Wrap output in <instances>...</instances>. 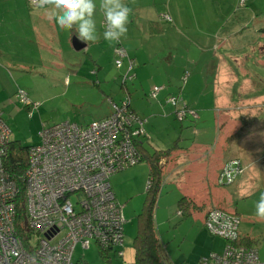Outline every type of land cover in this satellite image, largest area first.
<instances>
[{
	"label": "rangeland",
	"instance_id": "1",
	"mask_svg": "<svg viewBox=\"0 0 264 264\" xmlns=\"http://www.w3.org/2000/svg\"><path fill=\"white\" fill-rule=\"evenodd\" d=\"M28 1L0 0V65L6 70V75L10 76V79H7L1 72L3 77L0 76V102H2L0 103V108L3 109L5 118L12 128L13 140L20 141L26 146L41 142L40 133L44 126L67 120L79 121L84 124L105 116V112H108L111 107L107 95L119 100L124 96L125 92L119 79L122 68L116 64V56L118 54H115L112 49V52H110L111 50L106 48V43L108 45L113 44L115 47L116 44L119 45L117 42L110 44L108 41H97L95 45L91 43L89 51L86 49L81 51L72 50V48H68L67 44L69 38L67 30L64 33V30H61L56 24L60 36L58 39L52 38L51 40L54 41H48L45 44L43 53H51L40 57V48H43V45L39 48L37 42L40 41L33 36V31L29 30L28 27H31L28 22L30 13L27 11L24 13L23 9L25 8L21 5V3H24L29 10L27 3L30 1ZM94 2L100 18L101 0H94ZM193 2L198 10V16L195 20L196 25L202 26L200 21L203 20L205 22L208 19V15L212 16V13L205 6V0H193ZM20 5L21 8L19 7ZM238 5L240 7L244 6L246 11L244 16L241 14L240 17L249 18L241 27H246L247 30L252 28V22L257 20L256 18L254 20L256 14H258L259 18H264V0H239ZM31 7H34L35 10L39 8ZM240 17L237 18V15H235L231 16L230 19L222 20V25H220V28H222V40L219 41L217 38L216 44L209 41L210 37L208 40H201V35L207 34V32L193 29L191 34L185 27H179L182 31L177 32L179 34L177 36L169 34L157 36V42H159L158 51L149 57L152 63L150 68L156 73L157 77L148 84L143 85L135 77L134 81H129L127 84L134 98L132 101L133 106H139L137 107L139 115H141L140 113H146L145 118H149L147 109H149L151 103L155 102V99L149 98L147 94H151L155 83H161L159 81L162 76L161 72L166 69L169 71L166 66L169 63L168 60H174L179 65H177L175 71H172L174 75L163 73L167 80L165 81V86L167 90L173 93L172 95L180 94L183 97L186 95L187 88L183 89V82L184 77L188 76L187 73H189V78L191 77L190 81L202 80L210 87L201 89L202 101L208 106L205 107L207 109L202 110L207 117H203L202 120L197 122L200 131L201 125L205 123L206 126H209V130L212 131L213 128L217 132L216 117L218 119L222 115V121L228 120L233 115V112H236V110L232 111L230 108L234 107V104L239 99L264 95V36L257 37L258 35L255 36L250 29L246 32L245 28H241L242 32L245 30L244 32L246 33H243L242 37L233 39L230 28L236 23V19ZM94 19L97 21V17L94 16ZM174 24L178 28V25ZM97 29L98 24L96 23ZM205 29L207 31L210 30ZM187 31L190 40L184 35H180L186 34ZM27 34H29V38L32 41L25 38ZM73 36H76V34ZM221 42L222 45L220 44ZM123 44L126 46L125 43ZM213 44L214 47H218L220 44L221 48L213 50ZM55 45L57 47L62 45L65 49H62V51L58 49L56 51L59 53L54 54L56 52ZM50 47L53 50H50ZM142 47L146 48L145 46ZM23 62L24 64L19 66ZM169 75L171 78H169ZM216 77L222 79V96L226 97L222 98V103L232 104L228 107L222 105L221 109L210 103ZM243 79H248L250 85L240 87L244 83ZM99 83H101L100 86ZM20 88L28 92L29 98L33 102L39 103L38 108L29 110L19 101L17 92ZM198 90L199 88L197 87H194L193 90L191 89L190 98L192 97V92L196 95ZM203 90L205 94H203ZM162 93H160V96ZM168 96H171V94ZM136 99H138V102ZM185 101L187 100L185 99ZM149 123L147 122L148 125ZM230 123L229 132L236 131L238 126L234 124V119L230 120ZM183 125L185 124L174 117L170 123L160 129L158 135L161 138L160 144L162 145H159V149L171 148L177 141L178 146L175 150L183 151L184 145L192 143L196 137L191 130H186L188 132L180 135ZM152 131L156 133L157 129L152 128ZM176 131L179 132L177 133ZM153 139L150 140L152 143L151 147L146 145L151 151L155 147L158 148V143H155V137ZM211 140L213 144L217 141L215 136ZM176 156L175 154H167L163 155L159 160L163 184L155 207V229L161 242L162 256L165 261L169 260L177 264L186 261L191 263L201 254H205L203 257L209 256L212 252L211 250L221 248V251L216 252H223L226 246V239L221 235L212 234L206 227H204L206 230L204 228L203 230H198L195 214L187 213L183 217L177 215L178 201L183 195L187 194L186 191L188 192V190L186 189V184L181 186L177 181H172L170 176L176 175L177 178L180 177L181 179L186 176L185 178L187 179L189 174L190 178L197 180L202 172L199 171L197 173V171H193L195 167H192V170L188 167L192 159L188 153ZM245 170L246 168L243 164L241 175ZM257 175L258 179L257 181L255 180L254 184L255 189H252L251 194L247 196L238 197L236 194L231 193L230 188L233 183L220 185L218 180L214 178L211 185L213 191H216L215 193L222 192V189L231 193L232 204H229V207L226 208L230 212H234L232 211L234 209L238 211L242 219L240 233L244 236H251L254 239L260 258L264 260V220L256 215V204L261 194L264 193L263 166L259 169ZM116 177L114 175L111 177V183L117 200L123 205L126 218L124 255L118 257L112 255L110 260H105L99 254L96 246L83 250L78 245L74 254L75 260L84 258L86 264H106L107 261H111L112 264L134 262L133 238L138 228L137 214L143 208L147 196L149 166L143 160L135 166L120 170L117 172ZM191 186H194V184H191ZM197 200L199 204L206 201L203 205L204 208L212 204V200H204L202 195ZM215 201H218L216 195ZM198 222L201 225V220L198 219ZM214 242H216V246L213 248Z\"/></svg>",
	"mask_w": 264,
	"mask_h": 264
},
{
	"label": "built area",
	"instance_id": "2",
	"mask_svg": "<svg viewBox=\"0 0 264 264\" xmlns=\"http://www.w3.org/2000/svg\"><path fill=\"white\" fill-rule=\"evenodd\" d=\"M29 1L39 6L38 0ZM161 18L171 20L167 13ZM115 52L119 56L116 64L121 66L127 51L119 44ZM133 77L126 73L124 80ZM162 89L155 85L151 96L156 97ZM17 96L24 106L39 107L24 89L20 88ZM183 101L176 95L167 99L180 119L187 113ZM12 134L0 108V264H76L78 245L83 250L96 245L106 256L110 252L123 256L126 218L111 177L141 161L136 142L147 135L145 120L133 113L127 102L112 101V112L104 119L44 126L41 142L28 149L23 188L5 167ZM241 172L240 159H228L220 169L218 183L232 184ZM178 214H183L182 210ZM241 220L239 215L218 208L209 211L206 226L212 234L223 236L226 246L221 253L202 256L198 264H264L255 246L240 242Z\"/></svg>",
	"mask_w": 264,
	"mask_h": 264
},
{
	"label": "crops",
	"instance_id": "3",
	"mask_svg": "<svg viewBox=\"0 0 264 264\" xmlns=\"http://www.w3.org/2000/svg\"><path fill=\"white\" fill-rule=\"evenodd\" d=\"M123 2L132 9V12L130 14L131 20L129 19L130 21L127 25L128 28L127 34L124 37H121L120 41L117 42L118 44H121L124 47V49L127 51V56L122 59L121 66H118L122 68V72L119 75V79L121 82V87L124 88L125 90L124 96L128 95L130 97L132 105H133L132 101L134 98L128 89L127 86L128 82L134 81L136 79L135 77H137L140 83L143 85V84H148L150 81H152L157 77L156 73L153 72V70L150 68L152 63L151 60H149L150 55H154L156 54V51H158L159 42H157L158 40L157 36H161V35L165 36L166 34L177 36L179 35L177 32H181L182 31L181 28L185 27L186 30L188 29V31L191 34L193 29L207 32V34L201 35V40L203 39L208 40V38L210 37L209 41L216 44L215 41L217 40V38L219 39V41L222 40L221 38L222 28H220V25H222V20L226 18L230 19L231 16H235V15H237L238 18L240 17L241 14L244 16V13H246L244 6L240 7L238 5L239 0H205L204 2L205 6H207V8L209 9L208 11L212 13V16H209L208 13H206L208 15V19L205 22L203 20L200 21V24H202V26H200V25H196L195 22L196 17L198 16V10L193 0H123ZM27 4L29 6V10L26 8V5L24 3L23 4L21 3V5L25 8L23 9L24 13L26 11L30 13L29 15L30 18L28 22L31 24V27L28 28L29 30L31 29L33 31V36L37 38L38 41H40L37 42L39 48L42 47L43 45V48H40L41 50L40 57H43L44 55L51 53V52H47V54L45 52L43 53L45 44H47L48 41H54L51 40L52 38L58 39L60 36L59 30L57 29V25L55 21H51L47 18L45 9L40 8L38 6L39 7L38 10H35L34 7H31L32 5L30 4V2ZM21 5L19 6L20 8ZM100 12H101L100 18L97 10L94 16L97 17V21H95L98 24L97 34L101 39V40L99 39L98 41L104 42L105 40L103 39L102 36L105 31L106 21H105L104 13L101 10ZM163 13L169 14L171 20L170 21L162 20L161 15ZM243 16L240 17L239 19H236V23L233 24V27L230 28V33L233 34L232 37H234L233 39L242 37L243 33L248 32L249 29L252 33L254 32L255 36L258 35L257 37L264 36V18L263 19L259 18L258 14H256L254 20L255 18L257 20L255 22H252L253 27L247 30L246 27H241V26L244 23H246L247 22L246 20H248L249 18L248 17L245 18ZM23 22L25 21L23 20ZM174 23L178 25V28L175 26ZM205 28L210 30L207 31ZM241 28H245L246 32H244L245 30L242 32ZM188 31L186 32V34H180V35L181 36L184 35L190 40L188 36ZM63 32L65 33L66 30H64ZM75 34H76V27H74L72 30H67V35H69L67 44H68V48H72V50H74V47L72 45V38L73 35ZM25 38H28L29 41H32L29 38V34H27ZM121 41H123V43H125L127 47L123 43H121ZM220 44L222 45V42ZM220 44L218 45V47L215 46L213 50L221 48ZM90 45L91 42L87 43L85 48L83 49L89 51L91 48ZM92 45H95V43H93ZM102 45L104 46V44ZM111 45H108L106 43V48L108 50L112 49L116 54L115 48L117 44L115 45V47L113 46V44ZM142 46H145L146 48H143ZM58 47L55 45L56 48L55 51L58 49H60L61 51L62 49H65V47L62 45H59ZM49 49L53 50L51 47ZM112 50L110 52H112ZM58 53L59 52L57 51L54 52V54H58ZM116 57L118 58V56ZM131 60L134 61V64L130 63ZM168 61L169 63H167L166 66L168 67L169 71H167V69L165 71L163 70V72H161L162 76L159 79L161 83L154 84V86L159 85L164 87V90L160 92V93L163 92L162 95L160 96L159 94L160 98L158 97L157 99H155V102L151 103L149 109H147V111L149 112V118H145L146 113L143 114L140 113L142 117L147 120V122H150L149 125L146 123L148 133L144 143L145 145L151 147L152 143L150 142V140H152L153 137H155L156 139L155 143H158V148L154 146L155 150H159V145H162L160 144L161 138H159L158 135L160 129H162L167 123H170L174 117L175 119H177L175 114V107L166 101V97L169 94H173V93L170 90H167L165 86L166 85L165 81L167 80L163 76V73L166 72L167 74H173L172 71H175L177 69L178 64L174 60H168ZM23 64L24 62L21 63L19 66H22ZM5 71L6 70L4 69V67L0 65V76H2L3 73L7 79H10V76L6 75ZM126 73H129L130 75L134 76L135 79L134 78H132L131 80L128 79V81L124 80V76ZM187 74L188 76H185L183 82L184 83L183 89L187 88V92L183 98L187 100L186 102L189 105L197 109L199 119L195 121H192L191 119L186 120L184 122L185 125H183L181 128L180 135H183L185 132H188L186 130H191V132L195 134L194 136L196 138L192 143L190 142V144L184 145L183 151L174 150L173 155L175 154V157H177L176 155L179 154L182 155L188 153L189 156L191 155L192 157L191 164L188 165V167L191 168V170L192 167L193 168L195 167L193 171H197V173L201 171L202 174L200 178H198L197 180L194 178H190L189 174L187 176V179L185 178L186 176L183 177L182 179L180 177L177 178L176 175L170 177L172 178V181H177L178 183L181 184V186L186 184V189L188 190V192L186 191L187 194L185 195L190 196L195 200H197L199 196L202 195L204 200L206 199L212 200L211 201L212 204H210V206H208L207 208L206 207L204 208L203 206V209H201L200 211L198 210L191 213V214H195V217L197 218V228H199L198 230L201 229L203 230V228L205 227L204 221L206 214L213 206H220L224 208L229 207L228 205L232 204L231 193L236 194L238 197L247 196L251 194L252 189L253 190L255 189L254 184H255V180L257 181L258 179L257 174L259 173V169L262 166L264 167V95H255V96H250L249 98L239 99V101H237L234 104V107L230 108L232 109V111L236 110V112H233V115L228 120L222 121L223 120V119L221 120L222 115L219 116L220 118L218 119L216 116H214L216 117V123L218 126L217 132H215L213 128L212 131L209 130V126L208 125L206 126L205 123L201 125V131H200L197 126V122L199 120H202L203 117H207V115L204 114L202 110L207 109L205 107L208 106V104L202 101L203 98L200 95L202 94L201 89H204V87L206 88H210V87L207 84H205V82L202 80L197 79L195 81L193 80L190 81L189 79L191 77L189 78V73ZM150 75H151L150 77L151 79L149 78ZM169 78H171L170 75ZM243 80L244 83L241 84L240 87L241 86L247 87L250 85L248 79H243ZM214 83H215L214 84L215 88L212 91L213 93L210 103L211 104L213 103L217 108L220 109L222 108V105L224 107H228L232 105L230 103L228 104L222 103V98H226L222 96V79L216 77ZM96 84L98 85V83ZM100 84L101 83H99V86ZM194 87L199 88V90L197 91L196 95H194L195 93L192 92V97L190 98L189 95L191 94V89L193 90ZM203 94H205L204 90H203ZM147 95L149 96V98L152 99V97H150V94ZM107 96L109 97V100L111 98L114 99L109 95ZM124 96L121 99H123ZM121 99L119 100L114 99V101L120 102ZM136 101L138 102V99H136ZM260 105L262 106L260 107ZM137 107L134 108L136 109V111L137 110L139 111ZM110 112H111V107L108 112H105L106 113L105 116H101L100 118H96V119L104 118L108 114H110ZM233 119H234V124L237 125L238 128L234 132H229V124H231L230 120ZM87 123L89 122H86L84 124ZM152 128L157 129L156 133L152 131ZM176 132L178 133L179 131ZM214 136L217 139V141L216 143L213 144L211 139H213ZM147 146L146 148L149 149ZM230 158L240 159L241 163L244 164L246 170L242 175H240L237 178L235 183L231 185L232 186L230 188L231 193L225 189H222V192L215 193L216 191H213L211 185L213 183V179L216 178V180H218V174L220 169L222 168L224 162ZM114 176L116 177L117 173L114 174ZM191 184H194V186H191ZM210 194H211V198H210ZM214 194L218 198L217 202L215 201ZM205 202H203L202 205H204ZM232 211L236 212L237 215L240 216L237 210L234 209ZM198 219L201 220L200 222L201 225L199 224ZM124 233H125V225H124ZM247 236L241 234V237H247ZM134 238H133V247H134ZM93 246L96 245H92L90 248H92ZM215 246H216V242H214L213 248ZM253 246H255V242H253ZM96 248L98 247L96 246ZM98 251L99 254L103 256L99 248ZM211 251H221V248L218 250H211ZM112 255L116 256L115 254L110 252L108 256L105 255L107 258H105L104 256L103 257L105 258V260H110V257ZM203 255L205 254H201L196 258L195 261L191 263L187 261L186 262L189 264H198V260ZM77 260L82 261L84 260V258H78ZM108 262L109 261H107L106 264H108ZM167 263L177 264L176 262L169 260H167Z\"/></svg>",
	"mask_w": 264,
	"mask_h": 264
},
{
	"label": "trees",
	"instance_id": "4",
	"mask_svg": "<svg viewBox=\"0 0 264 264\" xmlns=\"http://www.w3.org/2000/svg\"><path fill=\"white\" fill-rule=\"evenodd\" d=\"M159 94L160 93H158L156 97H153L150 94V97H152L153 99H157L159 97ZM176 96L184 100L183 96H181L180 94H176ZM168 97L169 96L166 97V101ZM109 101H110L109 103H110L111 112H112V101L113 102H116V101H114V99L112 98ZM120 102H127L128 108L133 113H135L139 118L145 120V127H146L147 120L138 114L136 109L131 104V99L128 95L124 96V98L121 99ZM183 102L186 103L185 109L187 113L185 114L183 118L180 119L176 112L177 109H175V114H176L177 119L183 124L188 119H191L192 121L199 119L197 109L189 105L185 100ZM25 107H27L29 110H33L31 109L30 106H25ZM191 111H195L196 115L192 114ZM109 115L110 114H108L106 117H108ZM104 118H101V119H104ZM101 119H94V120H101ZM146 133H148L147 128H146ZM146 137L147 135L139 139L138 142H136V147L142 155V159L140 162L145 160L149 166L150 183L147 186V190H146L147 196H146L143 208L137 214L138 228H137L136 236L134 238V249H135L134 263L135 264H168L167 261L163 259L161 242H160V239L155 229V207L157 204L161 186L163 184V176H162V171H161V166L159 164L160 162L159 160L160 158H162L163 155L173 154V151L178 146V144L176 141L171 148H168L165 150L163 149L155 150L154 149L153 151H151L146 148V145L144 143ZM30 146L23 145L20 141L12 140L9 150H8V154L4 160L6 170L18 180V182L20 183V187L22 188H23V184H22L21 178L23 174L25 173L27 166H28V149ZM189 197L190 196L183 195V197H181L180 200L178 201V210H182L183 212V214L181 215L177 214L178 216L183 217L187 213L191 214L194 211H198V210L200 211L201 209H203L202 204L197 203L195 199L191 197L189 198ZM214 208H218V209L230 212L227 208L220 207V206H213L210 210ZM231 213L237 214L236 212H231ZM207 214H206V217H207ZM206 217H205L204 224H205V227L207 228ZM240 242L245 245L253 246L254 239L253 238L251 239L250 236L241 237ZM103 256L107 258L105 254H103ZM183 263H187V262H183ZM76 264H86V262L82 260ZM108 264H112V263L109 261Z\"/></svg>",
	"mask_w": 264,
	"mask_h": 264
},
{
	"label": "clouds",
	"instance_id": "5",
	"mask_svg": "<svg viewBox=\"0 0 264 264\" xmlns=\"http://www.w3.org/2000/svg\"><path fill=\"white\" fill-rule=\"evenodd\" d=\"M38 5L61 30H72L75 26L77 39L81 42L96 43L100 39L94 19V0H38ZM100 9L106 21L103 39L110 43L119 42L127 34L132 9L123 0H101ZM256 215L264 220V193L256 204Z\"/></svg>",
	"mask_w": 264,
	"mask_h": 264
},
{
	"label": "water",
	"instance_id": "6",
	"mask_svg": "<svg viewBox=\"0 0 264 264\" xmlns=\"http://www.w3.org/2000/svg\"><path fill=\"white\" fill-rule=\"evenodd\" d=\"M72 45L75 50L80 51L85 48L86 44L77 39V36H73Z\"/></svg>",
	"mask_w": 264,
	"mask_h": 264
}]
</instances>
